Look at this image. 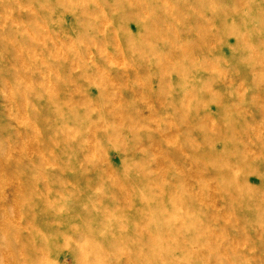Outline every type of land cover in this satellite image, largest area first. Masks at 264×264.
<instances>
[{
	"label": "rangeland",
	"instance_id": "1",
	"mask_svg": "<svg viewBox=\"0 0 264 264\" xmlns=\"http://www.w3.org/2000/svg\"><path fill=\"white\" fill-rule=\"evenodd\" d=\"M0 264H264V0H0Z\"/></svg>",
	"mask_w": 264,
	"mask_h": 264
}]
</instances>
